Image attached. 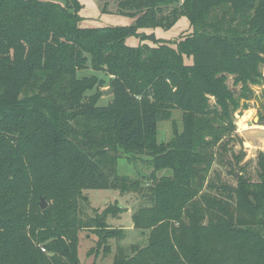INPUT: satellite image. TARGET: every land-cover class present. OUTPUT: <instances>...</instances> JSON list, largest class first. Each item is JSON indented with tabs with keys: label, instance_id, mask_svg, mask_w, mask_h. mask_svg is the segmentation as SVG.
<instances>
[{
	"label": "trees",
	"instance_id": "16d2710c",
	"mask_svg": "<svg viewBox=\"0 0 264 264\" xmlns=\"http://www.w3.org/2000/svg\"><path fill=\"white\" fill-rule=\"evenodd\" d=\"M116 1L133 25L81 27L78 0H0V264H81L85 230L109 252L124 229L107 220L125 210L85 216L90 190L137 201L145 243L111 264H264V152L253 180L235 133L264 80V0ZM181 18L175 42L146 33ZM122 159L151 171L118 175Z\"/></svg>",
	"mask_w": 264,
	"mask_h": 264
},
{
	"label": "rangeland",
	"instance_id": "374dc122",
	"mask_svg": "<svg viewBox=\"0 0 264 264\" xmlns=\"http://www.w3.org/2000/svg\"><path fill=\"white\" fill-rule=\"evenodd\" d=\"M83 6L81 16L83 18L81 27H113V26H131L134 19L118 14L116 0H78ZM190 28L186 19L181 18L171 29L163 30L160 28L146 31L147 34L153 33L156 39L164 42H175L188 34ZM134 39L127 41L128 45H135ZM264 76V66L262 67ZM80 75H91V70H83ZM99 78H104L102 74H96ZM231 86V80L228 81ZM109 88L104 87V90ZM253 97L247 102L248 108L240 110L235 114V133L241 139V149L245 153L243 162H249L247 172L253 180L255 176V156L257 152H264V127L258 125V114L263 111L264 106V80L260 86H252ZM109 96V95H108ZM180 112L174 111L172 120L175 121L178 130H181ZM244 125V128L239 126ZM249 123V124H248ZM172 137L171 123L162 121L158 123V142H167ZM240 146L235 147L238 151ZM213 170L219 171L223 180L234 183L231 176L227 175L226 169L217 165ZM150 169L144 164L137 162L135 165L127 164L123 159L118 162V175H124L129 178L137 176H147ZM87 201L81 203V209L85 216H92L93 211L101 212L106 206L117 205L125 212L117 215L114 219L108 218L107 222L112 227H122L124 229V239L119 242L109 241L110 251L103 252L102 248L96 245L97 237L90 231H82L79 234L80 245L78 248V258L81 264H111L113 255L117 247L129 252V248L134 245L142 246L145 239L140 232L131 226V214L137 206V201L131 194L121 195L118 191L112 190H90L84 192ZM98 248V249H97Z\"/></svg>",
	"mask_w": 264,
	"mask_h": 264
},
{
	"label": "water",
	"instance_id": "95a60500",
	"mask_svg": "<svg viewBox=\"0 0 264 264\" xmlns=\"http://www.w3.org/2000/svg\"><path fill=\"white\" fill-rule=\"evenodd\" d=\"M113 92V89H108V90H104L103 89V95L104 96H108V95H111ZM47 204L45 202V199L44 198H40L39 200V207L41 210H44L46 208Z\"/></svg>",
	"mask_w": 264,
	"mask_h": 264
},
{
	"label": "bare ground",
	"instance_id": "6f19581e",
	"mask_svg": "<svg viewBox=\"0 0 264 264\" xmlns=\"http://www.w3.org/2000/svg\"><path fill=\"white\" fill-rule=\"evenodd\" d=\"M239 126H240V127H242V128H244V125H243V124H241V123H239Z\"/></svg>",
	"mask_w": 264,
	"mask_h": 264
},
{
	"label": "built area",
	"instance_id": "2783aa9c",
	"mask_svg": "<svg viewBox=\"0 0 264 264\" xmlns=\"http://www.w3.org/2000/svg\"><path fill=\"white\" fill-rule=\"evenodd\" d=\"M41 251H43L44 252V250L42 249Z\"/></svg>",
	"mask_w": 264,
	"mask_h": 264
},
{
	"label": "crops",
	"instance_id": "0c3cea01",
	"mask_svg": "<svg viewBox=\"0 0 264 264\" xmlns=\"http://www.w3.org/2000/svg\"><path fill=\"white\" fill-rule=\"evenodd\" d=\"M249 124V123H248ZM132 226V225H131ZM117 228H119V227H117Z\"/></svg>",
	"mask_w": 264,
	"mask_h": 264
}]
</instances>
